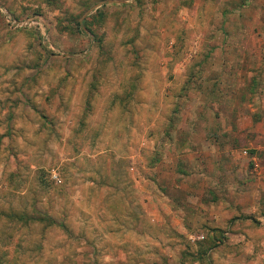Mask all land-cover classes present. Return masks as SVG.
Here are the masks:
<instances>
[{
  "label": "rangeland",
  "instance_id": "374dc122",
  "mask_svg": "<svg viewBox=\"0 0 264 264\" xmlns=\"http://www.w3.org/2000/svg\"><path fill=\"white\" fill-rule=\"evenodd\" d=\"M263 94L264 0H0V264H264V139L225 130ZM146 159L222 243L133 227Z\"/></svg>",
  "mask_w": 264,
  "mask_h": 264
},
{
  "label": "crops",
  "instance_id": "0c3cea01",
  "mask_svg": "<svg viewBox=\"0 0 264 264\" xmlns=\"http://www.w3.org/2000/svg\"><path fill=\"white\" fill-rule=\"evenodd\" d=\"M259 15H261L260 12H259ZM259 15H258V20L260 19ZM241 30L243 32L246 31L245 27L243 26L241 27V22H240L239 28H237V34L239 36H241ZM211 45L213 47L219 46V48H215L213 52L215 55H220V54H217V51L219 50L221 53L222 51L221 47L223 44L212 43ZM238 49L241 50V46H238ZM239 62H241V60H239ZM253 100H255V98ZM256 101L257 102L253 103V105L250 104V106H253V108H250L249 112L246 110L247 108L245 104L243 103L241 107L238 108L239 109L238 112L235 113V114H238L236 121L234 122L232 120L230 121V119L228 120V129L226 126L225 130L229 131L228 132L229 134H232L230 132H237V133H233L235 135L234 137L237 138L241 136V134L245 133L247 130H248L247 132H249L250 130H253L254 132L253 134H251L252 135L251 137H253L254 140L262 139V138L264 139V94L257 95ZM241 108L244 109L243 112H240ZM231 112H228V113L230 114ZM256 115L258 116V118L255 117ZM223 121H222V125L224 126L226 124L225 123L223 124ZM258 133H260V135H258ZM207 139L210 140L208 137ZM194 146H195V151H196L197 156H198V152L203 153L206 156L212 155V154H209L210 152L208 151H204V152L199 151L200 146H198V144L197 145L195 144ZM230 146H231L230 143H225L224 148L228 150ZM163 165L166 168L169 167V169H171L172 175L171 176L167 175L163 177V180H162L160 169L163 167ZM142 167L145 168L144 170L146 171V173H143V174L142 172L140 173L142 181H145V182L147 181L149 183L159 182L160 184H158L155 187L149 186L147 189L142 188L141 194H144L145 197L142 198L141 200L142 202L140 206L137 209H135L132 206L128 207V209H130V211H134L136 215V216L134 215L132 219V225L134 228L139 227L138 231L144 233L143 224L140 220H138V217H140L139 214L143 213V216L147 218V221L149 223L157 219L158 220L157 227H158L159 234H160V231L164 233V234L161 233L160 235L163 240V245L170 246L168 247V250H165V253H167V251H169L168 254L175 253L178 255V259H180L181 254H183L180 250L181 248L177 247V245L173 242V241H178L177 239L178 237H182V236L187 237V239H189L190 242L194 243L195 241L197 242L196 239L198 237L202 236L204 239H206L209 242L211 241L213 243L215 242L218 244L222 243L219 237L221 232H219L218 229L222 228L221 226L223 225H218L217 223L214 224L213 221L203 222L205 223L207 227H210L209 230L206 232V234H201V235H197L193 237L191 227H189L188 224H185L182 221H179L178 219L179 212L183 210L182 209L183 207L177 198V194H179V192H181L182 190H185V192L187 193H190V192L192 193V191L194 192L196 191L195 193H197L198 188L195 182V179H197V176L195 175V173H192V172L189 173L188 171H185V172L180 171L179 166L174 161V159H171L169 161V164H168V161H161L160 159H154V160L146 159L145 164ZM182 167L184 168V166ZM151 172L157 173L158 178L153 176ZM147 173L150 176H147ZM189 181H190V184L188 183ZM193 181L195 183L192 189L191 183ZM168 182H171V184L169 185ZM205 192L208 193V190H206ZM224 224H227V222H225ZM164 227L169 228L170 229L169 231L171 232V234L168 233L169 231L166 233L163 229ZM232 229L236 230L237 237L241 239L240 227L237 224H235L233 225ZM169 244H172V245H169ZM208 254L209 253H205V257L209 258ZM192 264H204V263L199 261V257H197L195 258V261ZM207 264H219V263L217 261H212L209 258Z\"/></svg>",
  "mask_w": 264,
  "mask_h": 264
},
{
  "label": "built area",
  "instance_id": "2783aa9c",
  "mask_svg": "<svg viewBox=\"0 0 264 264\" xmlns=\"http://www.w3.org/2000/svg\"><path fill=\"white\" fill-rule=\"evenodd\" d=\"M227 234L224 233V236H226ZM204 238L202 236L198 237L197 240H203Z\"/></svg>",
  "mask_w": 264,
  "mask_h": 264
},
{
  "label": "trees",
  "instance_id": "16d2710c",
  "mask_svg": "<svg viewBox=\"0 0 264 264\" xmlns=\"http://www.w3.org/2000/svg\"><path fill=\"white\" fill-rule=\"evenodd\" d=\"M201 257H202V255H201ZM199 261H200V259H199Z\"/></svg>",
  "mask_w": 264,
  "mask_h": 264
}]
</instances>
